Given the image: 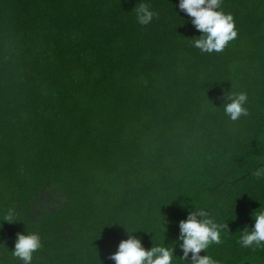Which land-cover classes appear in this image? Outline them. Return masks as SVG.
I'll return each instance as SVG.
<instances>
[{"label":"trees","instance_id":"trees-1","mask_svg":"<svg viewBox=\"0 0 264 264\" xmlns=\"http://www.w3.org/2000/svg\"><path fill=\"white\" fill-rule=\"evenodd\" d=\"M178 3L0 0V264L25 231L32 264H113L127 230L171 245L195 207L221 225L218 264H264L238 243L264 209V0H222L237 37L212 53ZM227 91L247 116L224 114Z\"/></svg>","mask_w":264,"mask_h":264},{"label":"clouds","instance_id":"clouds-1","mask_svg":"<svg viewBox=\"0 0 264 264\" xmlns=\"http://www.w3.org/2000/svg\"><path fill=\"white\" fill-rule=\"evenodd\" d=\"M222 0H179L178 7L190 18L191 25L199 31V36L191 41L194 48L201 52H221L228 42L237 37L233 16L221 8ZM137 22L148 25L154 12L147 4L134 8ZM221 103L224 114L233 122L249 114L248 94L243 91L224 93ZM251 226L239 229L238 243L245 249L264 247V209L251 213ZM3 221H17V213L9 208ZM227 227V225H226ZM179 233L169 244L164 240L145 248L142 239L133 235L135 230H127V238L121 239L116 250L110 254L113 264H174L177 257L181 264H218L207 254L210 245L221 242V225L209 214L206 208L195 207L189 210L184 219L178 221ZM42 247V240L36 232H18L15 236L12 255L20 264H32L34 254ZM181 255L177 256L176 249ZM204 253L203 255L201 253Z\"/></svg>","mask_w":264,"mask_h":264}]
</instances>
